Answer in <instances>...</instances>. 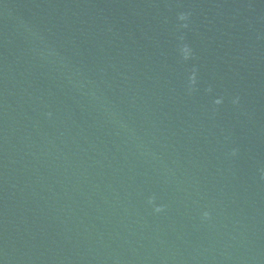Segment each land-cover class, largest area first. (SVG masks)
<instances>
[{
    "label": "water",
    "instance_id": "95a60500",
    "mask_svg": "<svg viewBox=\"0 0 264 264\" xmlns=\"http://www.w3.org/2000/svg\"><path fill=\"white\" fill-rule=\"evenodd\" d=\"M0 264H264V0H0Z\"/></svg>",
    "mask_w": 264,
    "mask_h": 264
},
{
    "label": "clouds",
    "instance_id": "9594fccd",
    "mask_svg": "<svg viewBox=\"0 0 264 264\" xmlns=\"http://www.w3.org/2000/svg\"><path fill=\"white\" fill-rule=\"evenodd\" d=\"M183 18V17H182Z\"/></svg>",
    "mask_w": 264,
    "mask_h": 264
}]
</instances>
